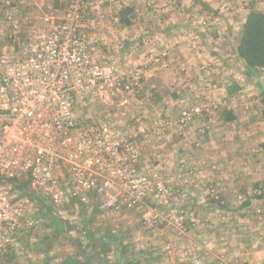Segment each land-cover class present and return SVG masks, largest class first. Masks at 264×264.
<instances>
[{
    "label": "rangeland",
    "instance_id": "1",
    "mask_svg": "<svg viewBox=\"0 0 264 264\" xmlns=\"http://www.w3.org/2000/svg\"><path fill=\"white\" fill-rule=\"evenodd\" d=\"M71 5L80 6L89 59L103 69L95 95L82 93L74 116L126 130L144 170L139 140L147 135L145 109L153 102L144 85L151 70L156 76L149 79L166 89L157 100L198 102L179 108L178 120L169 112L167 124L184 129L206 117L214 126L221 117L224 131L230 127L228 137L212 134L204 142L211 159L229 171L218 173L199 202L189 188L146 168L168 188L166 203L148 197L107 211L91 192L87 203L71 196L41 200L32 205L27 230L3 241L0 264H264V135L237 137L234 115L244 100L246 121L264 132V0H0V54L30 52L34 36L48 29L46 19H61Z\"/></svg>",
    "mask_w": 264,
    "mask_h": 264
},
{
    "label": "built area",
    "instance_id": "2",
    "mask_svg": "<svg viewBox=\"0 0 264 264\" xmlns=\"http://www.w3.org/2000/svg\"><path fill=\"white\" fill-rule=\"evenodd\" d=\"M46 22L30 52L0 54V250L3 241L27 230L32 205L41 200L51 204L71 196L87 203L91 194L85 193L91 192L107 211L148 197L167 202L168 188L157 173L141 169L139 149L126 130L73 114L82 93L95 95L103 74L79 31L80 6ZM90 79V87L80 83Z\"/></svg>",
    "mask_w": 264,
    "mask_h": 264
},
{
    "label": "crops",
    "instance_id": "3",
    "mask_svg": "<svg viewBox=\"0 0 264 264\" xmlns=\"http://www.w3.org/2000/svg\"><path fill=\"white\" fill-rule=\"evenodd\" d=\"M153 73L149 70L147 75V81L144 84L150 93H153V102L149 101L150 108L148 107L146 112L147 116V135L140 138L142 146V155L144 161H142L143 166L146 169H157L161 171L168 179L175 180L180 187L189 188L190 195L195 201H201L205 197L204 193L211 191L212 184L216 183L218 178V173L222 175L224 172H228L229 169L224 166L220 167L218 164L211 159L210 155L207 152L206 140L210 138L213 134V137L223 138L230 135L229 128L227 131L226 127L222 126L221 117H218L214 121V126L211 125V119L201 118L202 120L198 125L190 126L189 128H175L173 125L167 124L166 121H170V116L172 120H178L180 118L182 110L186 109L189 105L190 108L197 107L198 102L192 104L189 103L187 106L182 105V100H171L164 102L157 98H162L165 94V87L161 84H155L152 78ZM239 82V80H238ZM182 90L189 93L191 97L192 92H195L191 86L185 85ZM242 102V103H240ZM211 105L217 103V101L209 100ZM203 106H209L206 103H203ZM193 105V106H192ZM218 105V103H217ZM216 106V105H213ZM237 109L234 111L235 123H237V137L250 136L254 140H261L264 135L263 131H260L259 123L254 121L253 127L251 128L247 120L246 109L247 105L242 101H237ZM169 107H173V110H169ZM181 108V111L178 109ZM164 110V111H163ZM156 111L157 114H156ZM168 113V115H167ZM155 115V116H154ZM196 115L193 114V118ZM166 117V118H165ZM159 124V127H151L150 123L156 121ZM221 121V122H220ZM171 123V122H168ZM156 124V123H155ZM219 124V125H217ZM217 125V126H216ZM202 126V127H200ZM162 127V128H161ZM248 127V128H247ZM235 133V131H233ZM201 134L203 136H201ZM248 138V137H247ZM202 139V140H201ZM203 145L201 146V142ZM221 179V177H220ZM211 182V183H209ZM218 186H221L219 184ZM211 188V190H209Z\"/></svg>",
    "mask_w": 264,
    "mask_h": 264
},
{
    "label": "trees",
    "instance_id": "4",
    "mask_svg": "<svg viewBox=\"0 0 264 264\" xmlns=\"http://www.w3.org/2000/svg\"><path fill=\"white\" fill-rule=\"evenodd\" d=\"M246 50H247V52H249V51L252 50V48L251 47H247V49H245V52H246ZM243 56H245V55L243 54Z\"/></svg>",
    "mask_w": 264,
    "mask_h": 264
}]
</instances>
